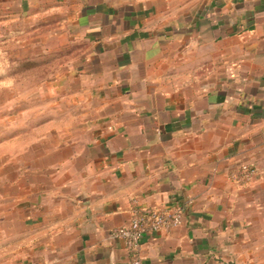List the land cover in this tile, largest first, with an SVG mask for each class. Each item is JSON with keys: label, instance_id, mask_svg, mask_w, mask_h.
<instances>
[{"label": "crops", "instance_id": "1", "mask_svg": "<svg viewBox=\"0 0 264 264\" xmlns=\"http://www.w3.org/2000/svg\"><path fill=\"white\" fill-rule=\"evenodd\" d=\"M1 23L82 56L64 116L0 131V264H130L134 204L183 208L141 264H264V0H0Z\"/></svg>", "mask_w": 264, "mask_h": 264}, {"label": "rangeland", "instance_id": "2", "mask_svg": "<svg viewBox=\"0 0 264 264\" xmlns=\"http://www.w3.org/2000/svg\"><path fill=\"white\" fill-rule=\"evenodd\" d=\"M55 31V26L0 24V131L5 135L9 116H21V121L24 114L32 116L35 127L46 117L66 114L51 87L63 74L69 76L82 56V46L70 41L57 43L51 38ZM25 50L32 54L23 56Z\"/></svg>", "mask_w": 264, "mask_h": 264}, {"label": "built area", "instance_id": "3", "mask_svg": "<svg viewBox=\"0 0 264 264\" xmlns=\"http://www.w3.org/2000/svg\"><path fill=\"white\" fill-rule=\"evenodd\" d=\"M257 167L251 161H239L228 170V178L238 184L252 181L257 175ZM183 219L180 205L140 206L130 209L127 224L114 227L110 236L120 240L127 252L130 264H141L140 248L143 238L153 232L176 227Z\"/></svg>", "mask_w": 264, "mask_h": 264}]
</instances>
